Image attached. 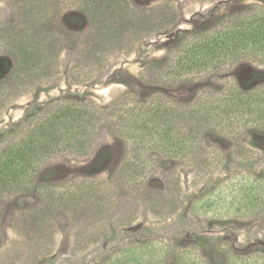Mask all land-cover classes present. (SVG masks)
I'll use <instances>...</instances> for the list:
<instances>
[{"label": "rangeland", "instance_id": "obj_1", "mask_svg": "<svg viewBox=\"0 0 264 264\" xmlns=\"http://www.w3.org/2000/svg\"><path fill=\"white\" fill-rule=\"evenodd\" d=\"M30 1L42 0H0V27L18 23L20 7ZM44 1L54 8L52 75L8 98L0 109V144L28 115L49 113L57 100L86 102L105 119L89 152L54 156L40 167L32 193L0 198V264H178L179 258L264 264V131L250 121L242 120L236 133L229 130L238 123L202 121L193 134L195 151L176 155L171 145L163 151L156 144L141 163V177L115 181L127 152L121 118L128 112L161 98L196 110L198 120L202 107L228 91L264 93V65L252 61L176 85L154 78L184 36L212 31L238 11L264 8V0H131L139 12L170 4L176 19L154 33L114 31L102 41L93 40L98 26L77 0ZM79 65L88 77L72 72ZM9 69L0 70L1 79ZM187 133L178 125L173 136L178 141ZM74 187H81L71 197L79 204L54 194Z\"/></svg>", "mask_w": 264, "mask_h": 264}, {"label": "trees", "instance_id": "obj_2", "mask_svg": "<svg viewBox=\"0 0 264 264\" xmlns=\"http://www.w3.org/2000/svg\"><path fill=\"white\" fill-rule=\"evenodd\" d=\"M77 1L90 24L98 26L95 41L109 40L114 31L136 29L144 34L154 33L173 24L176 19V12L170 4L150 12H139L131 0ZM20 8L18 23L0 27V53H3L0 70L6 71L10 66L8 75L2 79L0 76V109L26 84L41 83L52 75L51 57L56 39L48 32V24L54 8L44 0L30 1ZM217 25L218 28L212 31L196 30L184 36L165 62L159 68H152L155 69L154 78L176 85L192 77L225 72L240 61L264 65V8L238 11L224 17ZM72 72L82 78L89 75L83 65L75 67ZM219 100L210 108L202 107L204 111L198 120H194L196 110L173 106L161 98H154L149 104L123 115L121 131L126 139L127 152L115 181L141 177V163L144 164L145 155L154 150V146L166 151L171 145V149H176V155L195 151L198 142L193 140V134L202 121L213 123V119L220 118V121H229L231 128L238 123L236 128L229 130L236 133L238 127H243L240 122L245 120V123L250 121L264 131V93L256 95L252 91L242 93L236 90L234 95L231 90ZM56 104L45 115L39 112L28 115L24 124L16 125L7 142L0 144V198L10 193H32V182L40 167L54 156L67 152L84 154L92 148L94 133L105 115L86 102L62 104L57 100ZM178 125H185L188 133L176 141L173 132ZM80 188L55 190L54 194L60 200L70 197L71 204L75 205L79 201L71 197ZM248 262L241 260L237 264ZM178 264L187 262L179 258Z\"/></svg>", "mask_w": 264, "mask_h": 264}]
</instances>
